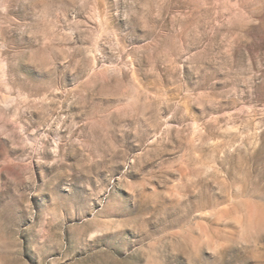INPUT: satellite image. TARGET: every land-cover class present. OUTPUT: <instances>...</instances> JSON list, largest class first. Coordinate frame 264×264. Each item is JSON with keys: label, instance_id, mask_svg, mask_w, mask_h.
<instances>
[{"label": "clouds", "instance_id": "clouds-1", "mask_svg": "<svg viewBox=\"0 0 264 264\" xmlns=\"http://www.w3.org/2000/svg\"><path fill=\"white\" fill-rule=\"evenodd\" d=\"M0 264H264V0H0Z\"/></svg>", "mask_w": 264, "mask_h": 264}, {"label": "rangeland", "instance_id": "rangeland-1", "mask_svg": "<svg viewBox=\"0 0 264 264\" xmlns=\"http://www.w3.org/2000/svg\"><path fill=\"white\" fill-rule=\"evenodd\" d=\"M209 171H210V169H209ZM205 239H206V242L208 244L215 245V241L210 236L206 237Z\"/></svg>", "mask_w": 264, "mask_h": 264}]
</instances>
